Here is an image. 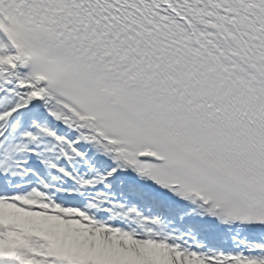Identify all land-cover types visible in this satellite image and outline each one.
<instances>
[{
	"label": "snow or ice",
	"instance_id": "6c2138e0",
	"mask_svg": "<svg viewBox=\"0 0 264 264\" xmlns=\"http://www.w3.org/2000/svg\"><path fill=\"white\" fill-rule=\"evenodd\" d=\"M0 264H264V0H0Z\"/></svg>",
	"mask_w": 264,
	"mask_h": 264
}]
</instances>
